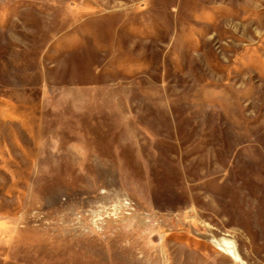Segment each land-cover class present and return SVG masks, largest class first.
Here are the masks:
<instances>
[{
  "label": "rangeland",
  "instance_id": "1",
  "mask_svg": "<svg viewBox=\"0 0 264 264\" xmlns=\"http://www.w3.org/2000/svg\"><path fill=\"white\" fill-rule=\"evenodd\" d=\"M0 264H264V0H0Z\"/></svg>",
  "mask_w": 264,
  "mask_h": 264
}]
</instances>
